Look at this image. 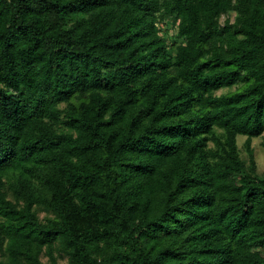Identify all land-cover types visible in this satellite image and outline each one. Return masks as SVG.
<instances>
[{
  "label": "trees",
  "instance_id": "obj_1",
  "mask_svg": "<svg viewBox=\"0 0 264 264\" xmlns=\"http://www.w3.org/2000/svg\"><path fill=\"white\" fill-rule=\"evenodd\" d=\"M263 134L264 0H0V264H264Z\"/></svg>",
  "mask_w": 264,
  "mask_h": 264
},
{
  "label": "rangeland",
  "instance_id": "obj_2",
  "mask_svg": "<svg viewBox=\"0 0 264 264\" xmlns=\"http://www.w3.org/2000/svg\"><path fill=\"white\" fill-rule=\"evenodd\" d=\"M228 16L231 17L232 20H235L236 13L232 12L229 15L222 16L221 21L224 22V20ZM246 140H247L246 136L239 137V146H240L242 155L245 159L248 160L250 159V153L246 149ZM252 148L254 150V155H255V160H256V165H257V172L259 175H262L264 174V134L262 136L254 137L252 139ZM43 260L47 261V257L43 256ZM60 264H67V258H61Z\"/></svg>",
  "mask_w": 264,
  "mask_h": 264
}]
</instances>
